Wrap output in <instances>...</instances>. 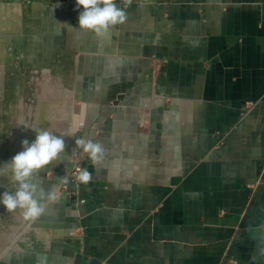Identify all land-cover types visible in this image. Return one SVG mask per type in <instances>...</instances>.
I'll return each mask as SVG.
<instances>
[{
	"label": "crops",
	"instance_id": "crops-1",
	"mask_svg": "<svg viewBox=\"0 0 264 264\" xmlns=\"http://www.w3.org/2000/svg\"><path fill=\"white\" fill-rule=\"evenodd\" d=\"M115 2L110 39L83 30L68 131L104 157L83 152L79 196L47 201L49 254L4 264H264V0ZM71 169L60 156L39 187Z\"/></svg>",
	"mask_w": 264,
	"mask_h": 264
},
{
	"label": "rangeland",
	"instance_id": "rangeland-1",
	"mask_svg": "<svg viewBox=\"0 0 264 264\" xmlns=\"http://www.w3.org/2000/svg\"><path fill=\"white\" fill-rule=\"evenodd\" d=\"M77 25L72 0H0V195L15 190L3 165L23 150V140H35L36 133L25 127L64 136L61 156L71 161L68 131L78 104V57L91 51L81 44L89 31ZM39 174L33 177L38 186ZM41 216L24 220L19 210L0 205V264L45 244L52 249L57 236L48 229L41 233Z\"/></svg>",
	"mask_w": 264,
	"mask_h": 264
},
{
	"label": "clouds",
	"instance_id": "clouds-1",
	"mask_svg": "<svg viewBox=\"0 0 264 264\" xmlns=\"http://www.w3.org/2000/svg\"><path fill=\"white\" fill-rule=\"evenodd\" d=\"M125 3L130 4L131 0H125ZM76 6L83 9L78 16V28L89 30L102 40L110 39L112 29L127 19L126 11L118 7L115 0H76ZM25 128L36 133L35 140L31 143L27 139L23 140L21 142L23 150L3 165L11 172L15 190L4 191L0 195V205L9 212L19 210L24 220H35L45 211L47 201L56 200L59 196L55 188L46 192L39 187L34 183L33 177L64 154L65 142L64 136L56 135L50 129L35 126ZM75 144L89 155L94 164L99 163L104 157L103 145L93 142L91 138L77 139ZM60 179L67 182L66 177ZM78 179L87 183L91 179V173L83 169Z\"/></svg>",
	"mask_w": 264,
	"mask_h": 264
},
{
	"label": "built area",
	"instance_id": "built-area-1",
	"mask_svg": "<svg viewBox=\"0 0 264 264\" xmlns=\"http://www.w3.org/2000/svg\"><path fill=\"white\" fill-rule=\"evenodd\" d=\"M154 70V69H153ZM71 161H72V169L67 177V182L60 185L57 189L58 195H67L68 197H77L80 194V190L82 185L85 182H81L78 179L79 173L83 169L89 170V165L87 162V156L77 150L74 149L71 154ZM74 186L75 188H71ZM228 264H237V262H230Z\"/></svg>",
	"mask_w": 264,
	"mask_h": 264
}]
</instances>
